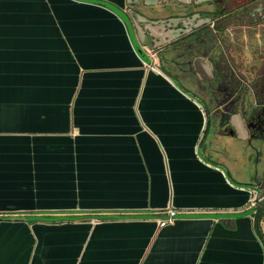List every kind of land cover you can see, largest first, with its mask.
<instances>
[{"label": "crops", "instance_id": "0c3cea01", "mask_svg": "<svg viewBox=\"0 0 264 264\" xmlns=\"http://www.w3.org/2000/svg\"><path fill=\"white\" fill-rule=\"evenodd\" d=\"M221 2L0 0V264H264L263 34Z\"/></svg>", "mask_w": 264, "mask_h": 264}, {"label": "flooded vegetation", "instance_id": "af4514ba", "mask_svg": "<svg viewBox=\"0 0 264 264\" xmlns=\"http://www.w3.org/2000/svg\"><path fill=\"white\" fill-rule=\"evenodd\" d=\"M222 6L225 10L229 11L232 9H237L240 14L239 17L244 24H248L249 26H254L255 29L260 31L257 34L262 33L263 35L260 38H253L251 44H255L251 49L250 53L255 57V60L252 61V69L255 71L254 78L251 77V85L254 94L258 102H262L264 100V0H221ZM263 1V2H260ZM259 2V3H258ZM258 3V4H257ZM255 5V7H253ZM246 13H249L251 17L254 19L250 22H244ZM243 52V49H242ZM259 98V99H258ZM262 118V117H261ZM264 121V119H262ZM260 123H258L257 115L255 122V131L258 136V127ZM263 133V130L260 133ZM254 191H252V198L256 197L257 200L264 199V172L261 176V179L258 183ZM252 215H261L262 217L259 220L258 229L262 234V238L264 239V200L258 202V205L253 208Z\"/></svg>", "mask_w": 264, "mask_h": 264}, {"label": "rangeland", "instance_id": "374dc122", "mask_svg": "<svg viewBox=\"0 0 264 264\" xmlns=\"http://www.w3.org/2000/svg\"><path fill=\"white\" fill-rule=\"evenodd\" d=\"M260 2H263V1H260ZM253 7H255V5ZM245 19H246V22H250L254 20L249 13H246ZM255 112L257 113V120H258V123H260V125L258 127L259 128L258 136H257L256 145H255V148L257 151H256V156H255L256 163H255V169H254L253 174L258 175V173L261 172L263 174L264 172V121H262V119H264V106L262 107L257 106ZM262 130H263V133L262 132L260 133V131ZM252 210H251V213H252Z\"/></svg>", "mask_w": 264, "mask_h": 264}, {"label": "built area", "instance_id": "2783aa9c", "mask_svg": "<svg viewBox=\"0 0 264 264\" xmlns=\"http://www.w3.org/2000/svg\"><path fill=\"white\" fill-rule=\"evenodd\" d=\"M147 67L149 69H155L154 64H147ZM263 200L264 199L257 200L256 197L251 198L249 202V208L250 209L255 208L258 205V202H261ZM187 214H189L188 211L169 208V209H166L165 211L160 212V215L162 217L159 218L157 222L160 227H166L168 225H172L173 223H175V221H177L180 216L187 215Z\"/></svg>", "mask_w": 264, "mask_h": 264}, {"label": "trees", "instance_id": "16d2710c", "mask_svg": "<svg viewBox=\"0 0 264 264\" xmlns=\"http://www.w3.org/2000/svg\"><path fill=\"white\" fill-rule=\"evenodd\" d=\"M261 217H262L261 215H259V216L254 215L253 216V220H254V226H255V229H256V231L258 233V236L260 237L262 243L264 244V239L262 238V234L260 233V231L258 229V226H259L258 224H259V220H260Z\"/></svg>", "mask_w": 264, "mask_h": 264}]
</instances>
